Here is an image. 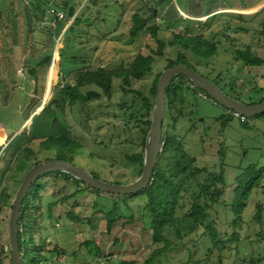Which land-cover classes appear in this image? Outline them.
<instances>
[{
	"label": "rangeland",
	"instance_id": "rangeland-1",
	"mask_svg": "<svg viewBox=\"0 0 264 264\" xmlns=\"http://www.w3.org/2000/svg\"><path fill=\"white\" fill-rule=\"evenodd\" d=\"M152 1L112 0L113 7L116 2L119 5L125 3L128 9L126 13L123 7L118 12L110 7L103 8L108 5L105 2L100 6V11L112 18L106 21L105 26L99 24L98 29L93 30L82 25L78 28L79 36H64L73 20L66 19L67 9L74 6L77 14L87 0H0V103L3 98L5 100V103L0 104V173H6L4 186L10 195L9 205L4 207L0 216V247L3 248L4 264H12L8 218L12 201L25 174V171L20 174L16 172L17 158H21L15 153L18 146L28 143V147L34 150L36 156L31 159V164L35 160L54 158L59 152L68 155V162L96 173L101 180L127 184L139 177L138 166L127 159L142 147L137 128L126 129L125 124L124 112H129L133 94L122 91L121 80H113L114 93L111 99L103 95L98 99L71 105L69 101L59 98L58 93L59 87L67 82L69 73L74 68L84 67L79 57L87 56V61L99 60L97 64L101 66L114 67L122 62H130L140 53L155 57L151 75L132 83L133 89L147 95L155 76L165 70L168 60L175 59L179 50L168 47L164 56L159 57L154 52L156 40L147 32L142 31L135 38L128 36L132 11L143 4L152 5ZM94 9H97L95 5ZM51 10L62 13L63 18L51 13ZM122 14L125 15V26L116 35L123 36L119 39L110 38L109 42L101 41L104 30L111 28L113 31L117 18ZM261 18L236 20L232 26L234 32L216 22L195 30L191 34H200L216 45V54L204 58L196 51H187V62L227 93L230 92V95L237 94L235 96L245 102L258 101L264 96V65H244L236 57L235 50L249 46L259 57H264ZM172 25L177 27L176 24ZM160 37L170 38L172 32L164 29ZM86 38L88 40L82 44V39ZM61 51L66 58L77 56L75 66L70 60L61 58ZM49 54L51 60L46 63L44 58ZM32 66L38 70L36 77L29 71ZM11 80L17 85L12 84ZM179 82L183 84L177 89L173 114L165 110L163 129L165 127L168 133L180 140L183 153L196 158L194 166L200 171H195V176L186 181L177 216L189 212L201 185L210 183L212 173L222 172L226 189L219 204L211 209V220L217 231L225 234L223 240L231 248L222 252L216 250L213 259L221 258V264H264V237L257 235L264 233V211L258 221L255 218L258 206L264 208V179L257 188H253L239 215L231 209L240 200L236 190L238 183L264 168V115L241 121L205 92H202L205 95L203 97L199 95L200 89L191 90L189 82ZM89 90L99 88L94 85L81 88L83 93ZM53 99H57V102L53 103ZM23 130L24 135L16 138L20 134L17 132ZM60 138H71L79 142L81 148L74 152V148L64 146L41 147L43 141L50 144ZM176 146H170L168 152L161 155L162 168L167 161L174 163L178 156ZM221 150L224 154L222 170ZM11 175L16 176L11 178ZM43 182L52 188L45 189L44 193H48L42 198L44 219L39 236L49 261L45 260L41 264H103L102 259L106 256L111 258L104 264H114L120 260L142 264L148 257L153 249L148 227L152 218L145 208L132 205L129 210L122 204L123 200L118 198L121 208L108 231L105 213L112 206L109 196L102 195L101 199H97L96 193L89 189L83 193L77 192V184L63 176L50 177ZM126 200L131 202L137 198L129 197ZM53 202L57 204L50 218L47 205ZM131 214L134 217L132 221ZM235 233L239 234L238 240L231 239ZM185 240H191L189 249L181 247L173 251L169 260L162 259L160 264H207L204 253H208L212 245L209 239L205 236L198 239L196 235H191ZM53 249L62 251V254L55 253L49 259L48 251Z\"/></svg>",
	"mask_w": 264,
	"mask_h": 264
},
{
	"label": "trees",
	"instance_id": "trees-1",
	"mask_svg": "<svg viewBox=\"0 0 264 264\" xmlns=\"http://www.w3.org/2000/svg\"><path fill=\"white\" fill-rule=\"evenodd\" d=\"M96 4H95V3ZM108 5H102L103 3ZM94 5L97 9H94ZM100 6L103 8H113L114 12L120 11V8L123 7L124 12H128L127 5L125 3L119 2L115 3L113 7L112 0L109 2L107 0H87L83 7L76 14V8L70 6L67 9L66 19L72 18L70 26L64 33L65 35L72 34L74 36H79L78 28L82 25L86 27L97 30L99 24L105 26L106 21L110 20L108 14L101 13ZM119 6V7H118ZM118 8V9H116ZM94 9V10H93ZM155 9H158V1L153 0L152 5L143 4L141 7L134 9L129 16V26H128V36L130 38H135L137 34L142 31L147 32L151 37L156 40L157 47L155 52L156 56L162 57L165 54V49L178 48L177 56L175 59H169L165 69H168L174 65L185 64L187 67H190L197 71V69L191 66L187 60V51H192L204 58H211L216 54V45L214 43L208 42L203 38L202 35H193L190 31H184L183 33H174L172 32V37L163 39L160 37V32L163 30L158 24L157 17L158 14H155ZM124 13V14H125ZM122 14L117 18L116 26L114 25V30L105 29L103 36L100 38L101 41L109 42L110 38L119 39L121 36H117V32L120 28L125 26L123 22ZM1 16V14H0ZM114 18V16H112ZM112 19V18H111ZM111 21V20H110ZM109 24V23H107ZM111 32H110V31ZM125 34V33H124ZM81 39V38H76ZM75 39V40H76ZM88 38L82 39V44H84ZM111 41V39H110ZM78 42V41H77ZM63 51V49H62ZM61 51V58L70 60L73 62V65L77 62V56L65 57L64 53ZM237 57L243 61L246 66H262L264 65V58L259 57L252 49L247 46L243 50L236 51ZM64 56V57H63ZM80 60L84 63L82 68H74L69 75L67 76V82L63 87H59L58 97L63 101L67 100L71 105L81 101H90L93 99H98L101 96H106L108 99H111L114 89H113V80H121V88L124 93L133 94L131 106L127 111L124 112L125 124L127 125L126 129L133 130L132 128H137L140 136V145L142 146L139 152H136L127 157L128 162L131 164L137 165L139 168L138 174L142 172L143 166V151L144 144L147 132L150 128L151 123V114L154 106V99L156 95V87L159 76L161 73H158L151 85V88L147 95H144L132 88V83L141 80L143 77L151 75L155 57L152 55H142L136 54L133 59L128 63H121L114 67H104L100 64H97L99 60L87 61V56L79 57ZM87 59V60H86ZM51 56L50 54L44 58L46 63H50ZM64 61V60H63ZM86 65V66H85ZM75 66V65H74ZM32 75L38 72L37 68L33 66L29 70ZM63 74V73H61ZM179 80L189 82L183 75H179L176 78H173L166 89V98H165V107L166 113L173 114L172 110L174 108V103L176 100L177 89L180 88L179 85H182L183 82ZM216 83L214 80H212ZM190 83V82H189ZM191 84V83H190ZM217 84V83H216ZM96 86L99 90H89L86 93L81 91L82 87ZM201 92H204L201 90ZM241 102L247 104H255L261 102L264 99V96L258 101L249 100V102L242 101L240 98H235ZM264 115V113L259 114L255 117ZM247 119H245L246 121ZM133 121V124L130 122ZM134 126V127H131ZM166 126V125H165ZM169 128H172L171 126ZM25 130L21 131L20 134L16 136L24 135ZM15 140V139H14ZM29 139H27L28 142ZM162 149L152 175L151 183L147 186L146 189L141 190L137 193L120 195V194H111L104 193L95 188H92L82 181L75 179L74 177L60 172H53L45 174L42 178L40 176L37 178L31 187L28 189L26 196L23 199L22 208L19 214L18 219V247L20 252V257L22 264H41L47 261L46 248L40 240V230L41 223L44 219L42 211V198L44 190L49 186L43 180H48L50 177L63 176L66 179L73 180L77 186L78 191L83 193L85 189H89L96 193L97 199H101L102 195L109 196L111 198V208L105 213V220L107 224V229L110 231L114 221L116 219V214L118 213L120 207V201L118 198L123 200L124 204L129 210L136 205L138 208H145L148 214L151 215L152 222L148 226L151 230V238L153 249L148 255V257L143 261L142 264H160L163 260H169V255L173 251H178L181 247L189 249L188 244L191 240H185L191 235H196L198 239L201 236H205L212 243L209 248L208 253H204V261L209 264H221V258L214 260V254L216 250L222 252L228 250L231 247L226 246L223 236L225 234L221 231H217L214 221L211 220V209L213 206L219 204L220 197L226 189V183L224 175L222 172L217 174L212 173V179L210 183L201 185L200 192L195 197L194 201L191 203L189 212L177 216L178 210L181 208L180 196L184 190L186 181L195 176V171L198 172L200 169L195 167L196 158L194 156H189L186 153L182 152L180 140L168 133L164 127L162 130ZM41 147L48 148V146H64L74 148V152L77 149L81 148L79 142L74 141L73 139H56L54 143L42 142ZM172 145H177L175 149L178 151V156L174 159V163L171 164L169 161L164 163V168L161 167L160 157L165 152H168V149ZM18 162H17V174L21 172H26L33 164L39 162L40 160H35L31 164V159L36 156L34 150L28 147V143L23 146H18L15 150ZM221 167L222 170L224 163V154L222 150L219 152ZM58 159L68 161V155L56 152L54 158H46V160ZM193 165V166H192ZM92 174L100 179L96 173ZM6 173H0V216L4 207L9 205L10 195L8 193L7 187L4 186ZM16 176V175H15ZM11 175V178H15ZM264 179V168L257 171L255 174H250V178L247 180L240 181L237 186V192L240 200L238 203L232 206V211L239 215L241 210L245 207V202L251 194L253 188L259 186L260 181ZM52 187H49V189ZM132 197L137 198L136 201L128 202L126 199ZM57 203H49L47 205L48 217L52 218V209ZM264 208L259 205L255 218L257 221L260 219L261 214L263 213ZM130 220H134L133 215L131 214ZM215 226V227H214ZM202 230V232H200ZM200 232V233H199ZM261 237H264V233H257ZM238 240L239 234L235 233L231 236V239ZM3 248L0 247V264H4V258L2 257ZM49 252V259L53 257L56 253L58 255L62 254V251L58 249H53ZM213 256V257H212ZM107 257V256H106ZM108 260V259H107ZM49 261V260H48ZM109 261V260H108ZM209 262V263H208ZM114 264H138L135 262L120 260ZM175 264H188L187 262H180Z\"/></svg>",
	"mask_w": 264,
	"mask_h": 264
},
{
	"label": "water",
	"instance_id": "water-1",
	"mask_svg": "<svg viewBox=\"0 0 264 264\" xmlns=\"http://www.w3.org/2000/svg\"><path fill=\"white\" fill-rule=\"evenodd\" d=\"M156 12L155 9V14ZM179 75H183L193 86L204 91L213 100L230 111L238 112L246 118L255 117L264 113V99L255 104L241 102L226 94L223 89L211 79L187 67L185 64L174 65L163 70L157 82L150 128L145 138L142 172L139 177L127 184H117L98 179L91 172L64 160H42L33 164L23 176L21 184L12 201V207L8 218V240L12 264H22L17 238L19 214L28 189L40 176L53 172L66 173L92 188L111 194L128 195L147 188L151 183L152 175L162 149L166 89L171 80ZM52 102L56 103L57 99H53ZM17 133H20V131Z\"/></svg>",
	"mask_w": 264,
	"mask_h": 264
},
{
	"label": "crops",
	"instance_id": "crops-1",
	"mask_svg": "<svg viewBox=\"0 0 264 264\" xmlns=\"http://www.w3.org/2000/svg\"><path fill=\"white\" fill-rule=\"evenodd\" d=\"M157 1H158V9H156L157 11L156 13L158 14L157 17L158 24L161 26L163 30L166 29L171 32L176 31L178 33L179 32L178 30L183 32L186 30L192 33L195 32V30H201L205 26L209 27L212 22L220 23V25L223 28L225 27L226 30L231 28L232 31L234 32L233 29L235 28H233L232 26H234L233 24L236 20L237 21L241 19L246 20L248 18L257 19L260 17L263 18V19L261 18L262 21L260 22L264 27V0H157ZM172 24H176L177 27H173ZM236 27L237 29L240 28L239 25H237ZM251 31L256 32L255 29H251ZM237 50L240 49L237 48L235 51ZM1 83L2 82H0V96H2ZM11 83L17 85L14 82V80H11ZM4 85L7 89V85L5 83ZM1 98L2 97H0V100ZM8 98H9V92L6 95V101ZM4 101L5 100L3 98V101L0 104L5 103ZM9 102L12 103L14 101L10 100ZM0 124H1V120H0Z\"/></svg>",
	"mask_w": 264,
	"mask_h": 264
},
{
	"label": "built area",
	"instance_id": "built-area-1",
	"mask_svg": "<svg viewBox=\"0 0 264 264\" xmlns=\"http://www.w3.org/2000/svg\"><path fill=\"white\" fill-rule=\"evenodd\" d=\"M51 13H54L55 15H57L59 18H63V14L62 13H55L53 10H51ZM200 95H203V97H205V95L201 92ZM231 113L233 114V116H235L236 118H239L241 121H245L246 117L242 116L241 114H239L238 112H234V111H231ZM163 145V143H162ZM162 148V147H161ZM111 256H107V257H104L102 260H104L103 263L107 260V259H110Z\"/></svg>",
	"mask_w": 264,
	"mask_h": 264
},
{
	"label": "flooded vegetation",
	"instance_id": "flooded-vegetation-1",
	"mask_svg": "<svg viewBox=\"0 0 264 264\" xmlns=\"http://www.w3.org/2000/svg\"><path fill=\"white\" fill-rule=\"evenodd\" d=\"M218 85V84H217ZM219 86V85H218ZM189 87L191 88V90L193 91V90H196V89H199V88H197V87H195V86H193L192 84H190L189 85ZM221 87V86H220ZM222 88V87H221ZM223 89V88H222ZM223 91L226 93V94H228V95H230L229 93H227L224 89H223ZM201 93V92H200ZM200 93H199V95H200ZM235 95H237V94H234V95H230L231 97H233V98H237V96H235ZM166 110V109H165ZM227 112H231L230 110H227ZM165 115V114H164Z\"/></svg>",
	"mask_w": 264,
	"mask_h": 264
}]
</instances>
